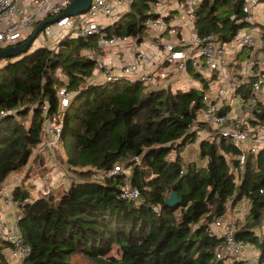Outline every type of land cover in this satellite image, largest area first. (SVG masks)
Wrapping results in <instances>:
<instances>
[{"label":"trees","instance_id":"obj_1","mask_svg":"<svg viewBox=\"0 0 264 264\" xmlns=\"http://www.w3.org/2000/svg\"><path fill=\"white\" fill-rule=\"evenodd\" d=\"M160 1L186 6V0H130L127 10L99 34H67L54 48L37 46L0 60V187L19 176L13 184L7 182V198L23 242L30 247L23 264H75L74 256L86 259L84 264H227L226 257L216 256L224 237L211 228L220 217L230 220L227 212H238L239 205L245 213L234 221V237L257 247L261 263L264 147L256 153L245 151L244 169L239 171L242 149L198 118L206 109L207 77L188 62L187 73L199 85L174 92L124 77L103 83L92 79L96 62L89 49L102 53L101 36L141 42L150 32L144 21L160 16L152 9ZM244 3L199 0L190 13L193 32L200 37L214 34L219 45L245 28L258 26L264 36V26L246 19ZM177 15L178 10L170 8L165 24ZM176 30L183 46L182 27ZM259 52L264 55V44L237 52L229 65L237 79L249 57L257 71ZM255 77L241 83L235 99L251 96ZM61 94H68L67 106H61ZM230 111L226 104L220 113ZM247 122L252 128L264 125V99ZM52 124L60 126L59 138L54 146H45ZM202 129L210 134L198 143L200 161L185 160L182 152ZM60 148L66 156L63 163L75 177L58 195L59 187L36 194L33 181L48 175L49 160L61 162ZM32 157L44 167L43 174H35L33 163L29 167ZM125 187L137 189V198L123 197ZM172 192L178 202L168 206L165 200ZM8 248L0 240V264H11Z\"/></svg>","mask_w":264,"mask_h":264},{"label":"built area","instance_id":"obj_2","mask_svg":"<svg viewBox=\"0 0 264 264\" xmlns=\"http://www.w3.org/2000/svg\"><path fill=\"white\" fill-rule=\"evenodd\" d=\"M73 0H0V50L8 47L16 46L24 42L33 32L36 25L46 19L55 17L63 12ZM243 12L249 22H254L252 16V7L257 5L259 0H244ZM199 0H186V6L177 5L176 9L180 15L190 18V13L197 6ZM118 4L128 6L130 0H91L90 6L85 13L74 16L60 18L53 24L46 25L39 33L40 35L53 34L59 32L58 38L67 34L84 37L99 34L103 29L97 20L98 17H104L108 21L116 19L113 13V7ZM173 3L169 1H160L153 6L159 7L157 12L160 16L157 18H147L144 24L154 32L160 35L159 31H165L167 27L170 38L164 40L161 45H157L159 50L149 55L146 51L136 48L135 51L128 50V43L133 41L136 45H143L131 38L119 39L117 37L105 39L102 36L98 40V47L102 50L101 54L89 49L88 55L94 61L95 73L92 77L95 82H110L124 77L132 81H139L149 86L153 90L170 89L173 92L184 88L176 87V83L183 80V77L189 79L187 73L188 62L200 71L204 77L209 80V85L203 100L206 103V109L200 111L198 116H202L201 120L210 124V127L224 137L230 139L235 146L242 149L237 155L239 171H243L245 162V151L256 153L260 148L264 147V125L252 128L248 125V119L252 116V111L258 101L264 99V55L259 52L257 71L254 72L255 60L252 57L247 58L241 70L238 72L240 79L231 72L229 65L233 62L237 52L243 47L248 46L253 50L261 48L264 44V36L258 26L250 27L252 30L245 32L244 29L239 30L234 38L224 44L219 45L216 42L214 34L198 36L191 32L184 35L183 46L177 38V24H173V19L166 25L163 17L168 13H162L161 7L167 6L170 10ZM72 18H74L72 20ZM54 26V29L52 28ZM57 41H54L49 48L56 47ZM34 45V42H33ZM41 46L46 44L41 43ZM39 45V46H40ZM49 45V44H47ZM46 45V46H47ZM182 46V49L176 50V47ZM114 47H122V50H112ZM35 47H31L33 49ZM107 49H110L111 61H105L104 56ZM115 60V62H113ZM183 75L179 78V76ZM255 79L251 85V96L248 98H239L237 104L234 103V92L242 82L248 80V77ZM180 79V80H179ZM176 82V83H175ZM190 85V81L186 82V86ZM68 94H61V106L68 105ZM231 101L234 103L232 104ZM229 104L230 112L220 113V110ZM233 105H236L234 107ZM46 109V107H43ZM235 110L233 113L232 110ZM237 109V111H236ZM2 115V114H1ZM47 132L51 139L47 141L45 146H54L59 138L60 126L56 124L49 125ZM206 129L197 130L195 144L209 135ZM118 170V167H115ZM10 190L0 187V240L9 244L8 257L17 264H23L24 259L30 254V247L23 242L18 227L16 225V212L14 211V219L12 224H7L5 220L6 207L11 205L7 197ZM48 190L42 191L46 194ZM123 197L135 199L138 196L137 189H129L125 187L122 193ZM239 213H245V207L239 205ZM234 223L224 217L216 220L211 228V232L216 235H222L224 241L217 245L216 256L218 258L226 257L227 264H241L240 256L246 251L247 244L234 237ZM264 255V247H263ZM260 255V252L258 253ZM260 264H264V256Z\"/></svg>","mask_w":264,"mask_h":264},{"label":"rangeland","instance_id":"obj_3","mask_svg":"<svg viewBox=\"0 0 264 264\" xmlns=\"http://www.w3.org/2000/svg\"><path fill=\"white\" fill-rule=\"evenodd\" d=\"M176 4H172L171 5V9L174 7V8H176V6H175ZM263 5H264V3H263ZM165 7H167V6H165ZM260 7H262V3H258L257 5H255V6H253L252 7V16H253V19H254V22H252V23H259V24H263L264 25V17H263V15H261L260 13V11H259V9H260ZM168 8V7H167ZM155 12L157 13L160 9H159V7H155ZM179 16V18L180 19H182L183 17H185V16H183V15H178ZM74 18H72V20H73ZM53 29H54V26L52 27ZM190 31L191 32H193V27L190 29ZM53 36V34H44V33H42L41 35H40V37H41V41L39 40V38H36L35 40H34V47H37V46H39L41 43H43V44H49V45H47V47L48 46H52V44L54 43V40H52L51 41V37ZM56 36V35H55ZM8 59H10V58H5L4 60H8ZM12 59V58H11ZM243 61H241V63H242ZM243 64V63H242ZM183 75H181V76H179V78L180 77H182ZM189 79L191 80V82H190V85L189 86H185L184 85V89H186V88H189L192 84H195L194 83V79H192L190 76H189ZM198 85V84H197ZM239 101V98H236L235 100H234V103H236V102H238ZM231 103L232 104H234L232 101H231ZM234 107H236V105H233ZM198 118L199 119H201L202 118V116L200 115V117L198 116ZM59 154H60V157H61V162L59 161V163L57 162V160H55V159H51V160H49L48 161V163L46 164V168L47 169H49L50 170V172L48 173V175L46 176V177H44V178H42L41 180H39V179H35V183L37 182V186L41 183V184H44V189H47V188H50V187H52L53 189H57L58 187V192H56L55 193V195H58L60 192H62L63 191V189H65V188H67L68 186H69V182H70V180H71V177H75V173L74 172H72V171H70V170H68V168H67V163H63L64 161H65V159H66V156H65V153H64V151L60 148V150H59ZM184 157H185V160H187L188 161V158H192V159H194L195 161H197V162H199L200 160H199V156H198V147L193 143V145L191 144V145H188L186 148H185V152H184ZM48 160V159H47ZM31 161V160H30ZM32 163H33V166L32 167H35V174H43L44 172H45V169H44V167H42V165H39V166H37V164L35 163L34 164V162H33V157H32V161L30 162V164H29V167L32 169V167H31V165H32ZM35 165V166H34ZM51 167H52V169H51ZM26 168H24V170H23V173H21V176H23L25 173V170ZM44 169V170H43ZM60 169H63L65 172H64V174L62 173V171L60 170ZM51 177V178H50ZM17 178H19V176H16V177H14L13 179H14V181L12 182V184L15 182V180L17 179ZM12 179V180H13ZM11 180V177H9L8 179H7V181H5L6 183L8 182V181H10ZM43 182V183H42ZM60 185H62V186H60ZM49 186V187H48ZM11 187V184H9V187L8 188H10ZM38 191L37 192H39V193H41L40 192V190L39 189H37ZM35 192H36V190H35ZM36 192V193H37ZM38 194V193H37ZM36 196V195H35ZM5 206H7L8 208H10L11 207V205H5ZM230 217H231V219H232V221H233V223H234V221L237 219V216H235L234 214L232 215H229ZM240 216V215H239ZM243 217V215L240 217V218H242ZM13 219H14V213H12V215H10L9 217H7L6 218V220L8 221L7 222V224H12V222H13ZM260 233V232H259ZM248 246H253V245H248ZM254 249H257V247H255ZM258 250V249H257ZM245 252V251H244ZM244 252L241 254V255H243L244 254ZM259 252V251H258ZM114 253H115V250H114ZM116 254V253H115ZM241 257V256H240ZM251 258L252 259V264H254L255 262H253V259H255L254 258V256L253 255H245L244 256V258ZM72 261L75 263V264H79V263H86L87 261H86V259H84V258H82L81 256H74L73 258H72Z\"/></svg>","mask_w":264,"mask_h":264},{"label":"crops","instance_id":"obj_4","mask_svg":"<svg viewBox=\"0 0 264 264\" xmlns=\"http://www.w3.org/2000/svg\"><path fill=\"white\" fill-rule=\"evenodd\" d=\"M260 3H262V7H260L259 11L261 12L260 14L263 15V17H264V5H263L264 2H260ZM126 10H127V6L124 5V4H118V5H116V6L113 7V13L116 15V18H117V16L120 13H123ZM168 11L169 10L167 9V7H165V6L161 7V12L162 13H168ZM97 20L102 25V27H105V26L109 25L112 22V21H108V19H106L104 17H98ZM173 24H177L178 26H181L182 27V30H183L182 33L184 35H188L189 33H191L190 29L193 27L192 26V22L190 21V18L187 17V16L183 17L182 19H180L178 15L175 16L174 19H173ZM261 25L264 26L263 24H261ZM251 30H252L251 28H245L244 29L245 32H249ZM159 32H160V35H157V34H154V32L150 30L149 34L146 35V37L143 40L144 41L143 45H142V43H141V45H136L137 43L135 44L133 41L129 42L128 43V45H129L128 46V50L129 51H135L136 49L140 48V49L146 51L149 55H152L154 52H156V51L159 50L158 46L155 45L156 43H157V45H161L164 40H167V39L170 38V34L167 33V35L164 36V35H162V33L164 31H159ZM58 34H59V32L56 33V36L53 35L51 37V41L52 40L56 41L58 39ZM137 46H138V48H136ZM33 47H34V45H33ZM120 49L122 50V47H114V48H112L113 51L114 50H120ZM111 52L112 51L110 49H107V51L105 52V56H104V60L105 61H111L110 60V57H111L110 53ZM113 62H115V60H113ZM187 81H190L191 82V80H188V79H186V77H183V80H180V82H177V83L175 82L176 83L175 85H176V87H181L182 85L184 87V85L186 86V82ZM194 83L199 85V83L197 81H194ZM235 104H237V102ZM232 111H233V113L235 112L234 109ZM236 111H237V109H236ZM195 145L198 147V144H195ZM184 152H185V150L182 152V156H184ZM188 160H191L192 161L194 159H192L190 157V158H188ZM17 179L15 181H17ZM12 181H14V179L13 180L11 179L10 181H8V183L9 182L12 183ZM33 182L35 183V180ZM35 184H36V192L38 191L37 189H39L41 192L44 191V190L45 191L48 190V189H44V187H45L44 184H41L40 183L38 186H37V182ZM8 186H9V184L6 183L2 187L3 188H6L8 190ZM14 211H15V209H13L12 207H10V208L6 207L5 220H6L7 217H9L10 215H12V213H14ZM232 211L233 210L230 209L227 212L226 215H229V214H232L233 215L234 214L235 216L239 217V215L241 214L239 212H232ZM230 220L232 221V219H230ZM262 228L264 229V221H263ZM259 234H261V232ZM254 248H255V246H248V244H247L246 251L240 257V261H241L242 264H252V259L250 257L249 258H244L245 255H253L254 258H255V259H253V262H255L254 264H259V261H258V259H259L258 258V250L257 249H254ZM6 255H7L8 261L11 264H17L15 261H13V260L11 261L10 260V258L8 257V252H6Z\"/></svg>","mask_w":264,"mask_h":264},{"label":"water","instance_id":"obj_5","mask_svg":"<svg viewBox=\"0 0 264 264\" xmlns=\"http://www.w3.org/2000/svg\"><path fill=\"white\" fill-rule=\"evenodd\" d=\"M90 2L91 0H73L70 5L60 14L39 22L34 28L32 34L24 42L16 46L0 50V60L5 58H14L21 54L27 53L32 47L34 40L38 37L39 33L46 25L53 24L63 17L85 13L90 6ZM177 202L178 196L175 192H172L170 196L165 200V204L168 206H173L177 204Z\"/></svg>","mask_w":264,"mask_h":264},{"label":"clouds","instance_id":"obj_6","mask_svg":"<svg viewBox=\"0 0 264 264\" xmlns=\"http://www.w3.org/2000/svg\"><path fill=\"white\" fill-rule=\"evenodd\" d=\"M32 46H33V44H32ZM41 46V45H40ZM259 253V252H258ZM258 258H259V255H258ZM258 261H259V259H258ZM260 263V262H259Z\"/></svg>","mask_w":264,"mask_h":264}]
</instances>
